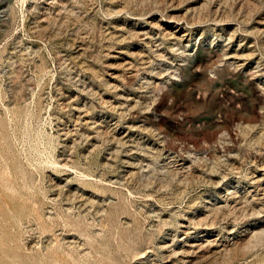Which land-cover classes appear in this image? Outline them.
I'll use <instances>...</instances> for the list:
<instances>
[{
  "label": "rangeland",
  "instance_id": "obj_1",
  "mask_svg": "<svg viewBox=\"0 0 264 264\" xmlns=\"http://www.w3.org/2000/svg\"><path fill=\"white\" fill-rule=\"evenodd\" d=\"M0 264H264V0H0Z\"/></svg>",
  "mask_w": 264,
  "mask_h": 264
},
{
  "label": "bare ground",
  "instance_id": "obj_2",
  "mask_svg": "<svg viewBox=\"0 0 264 264\" xmlns=\"http://www.w3.org/2000/svg\"><path fill=\"white\" fill-rule=\"evenodd\" d=\"M193 246H194V245H193ZM193 246H192V247H193Z\"/></svg>",
  "mask_w": 264,
  "mask_h": 264
}]
</instances>
